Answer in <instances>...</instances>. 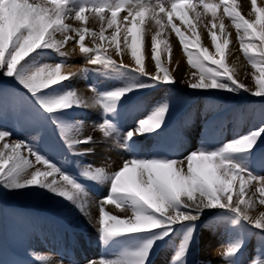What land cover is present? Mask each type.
Wrapping results in <instances>:
<instances>
[{"label": "snow or ice", "instance_id": "1", "mask_svg": "<svg viewBox=\"0 0 264 264\" xmlns=\"http://www.w3.org/2000/svg\"><path fill=\"white\" fill-rule=\"evenodd\" d=\"M220 2L225 13L232 17L240 50L253 69L251 76L255 90L235 79L234 69L225 65L227 38L223 44L216 43V34L210 32L216 53L221 57L218 60L209 54L207 48L198 52L190 50V43L173 23L177 13L184 20L189 10L199 18L201 14L196 9L201 5L215 17L220 4L206 0H0V79H10L23 90H0V189L44 190L53 198L75 206L94 225L105 249L98 259H88L85 264H152L156 250L161 247L160 242H170L177 234L179 244L170 264H188L197 222L205 210L212 209L224 210L220 217L230 223L236 233V238H232L219 253L227 264H241L247 237L252 235L258 240V254L244 264H264V213L257 217L248 213V207L254 205L252 196L256 193L262 197L259 203L264 204V175L253 167L264 145V118L246 133L216 146L201 143L182 155L176 154L174 149L162 147L150 150L145 146L138 150L133 147L138 137L158 141L164 136L172 113L167 98L152 102L142 100L134 109L141 113L135 126L123 133L119 127L124 105L129 99L149 90H167L177 83L172 73L163 67L157 47L162 42L157 37L166 27L175 33L187 65L195 69L190 78L186 74L181 81L187 83L190 90L208 94L248 93L264 98V7H257V0H251L252 11L256 14L253 21L245 19L239 12L230 11L226 0ZM122 11L127 12L123 17L127 22L123 42L135 60L137 67L134 69L102 55L107 51L103 47L105 40L115 44L117 55L122 52L118 41L120 26L114 28L110 37H106L104 27L106 21L107 28L113 29ZM87 12L99 16L101 26L98 32L65 23L71 19L85 22ZM145 19L153 22L156 31L150 46L145 43L142 48L133 28L143 25ZM220 28L223 31L222 20ZM192 31L195 33V27ZM87 35L93 37L94 47L85 45ZM70 41L79 46L87 65L98 67L63 73L62 68L70 67L67 63L70 57L62 49ZM145 49L151 53L155 73L145 69ZM51 52L58 57L54 63L45 60ZM167 54L170 62V45ZM90 71L112 73L121 83L103 90L90 84L93 95L85 98L70 83ZM94 107H98L104 117L103 122L94 127L105 138L122 137V142L116 146L128 154L114 171L87 165L80 173L87 181L107 186V195L95 201L99 210L96 218L88 211L91 197L86 184L52 160L35 139H13V132L3 127L4 114L11 111L19 122L58 133L73 155H85L90 149L77 152L76 148L94 143L93 137L81 138L79 131L84 127L83 121L73 122L66 117L78 109ZM260 163L264 164V156ZM254 182L256 193L248 196V189ZM107 205L122 208L123 215L107 211ZM37 259L40 264H64L62 259L54 260L50 256L40 255ZM0 264L7 262L0 260Z\"/></svg>", "mask_w": 264, "mask_h": 264}, {"label": "rangeland", "instance_id": "2", "mask_svg": "<svg viewBox=\"0 0 264 264\" xmlns=\"http://www.w3.org/2000/svg\"><path fill=\"white\" fill-rule=\"evenodd\" d=\"M206 2L220 4V7L216 9L215 17H213L210 10L205 11L201 5L196 9V11L201 14L199 18H197L195 12L189 10L188 15L184 20H181L179 18L181 14L177 13V15L173 17V23L180 28L185 40L190 43V50L198 52L203 48H207L209 54L213 55L218 60L221 59V57L216 53L210 32L216 34V43L223 44L225 38H227L229 44L227 45L224 55L225 65H227L230 70L234 69L233 75L235 79L255 90V84L251 76L253 69L240 50L237 30L232 24V17L225 13L224 5L221 4L220 0H206ZM226 3L230 11L239 12L245 19L255 20L256 14L252 11L251 0H226ZM257 7H264V5L260 3V0H257ZM85 15L87 16L85 22L71 19L66 20L65 23H69L73 27H87L98 32L101 26L99 16L91 12H87ZM105 15L110 16V13L105 12ZM125 15H127L126 11H122L118 14L117 25H114L113 29H108L107 22H104L106 37H110L114 28L120 26L121 35L118 37V41L122 48L121 54L117 55L115 44H110L108 40H105L103 42V47L106 48L107 51L102 52V55L110 56L118 64L122 61L125 65L134 69L137 67L135 60L131 56L130 49L123 42V35L126 34L124 25L127 23L123 21ZM129 20H131V17H129ZM221 20L224 24L223 31L220 28ZM150 22L151 20L145 19L143 25L138 24L137 27L133 28V34L138 35V43L142 48L145 43L150 46V39L156 31L153 23ZM164 23H167L166 18ZM213 25H215V27H213ZM193 27H195V33L192 31ZM167 28L169 33H172L175 36V33L171 31V28ZM163 30L164 29H161V34H164ZM242 34L243 32L241 30V35ZM59 38L60 36L57 34V39ZM175 38L178 43L177 47L179 48V52L183 55L186 64V72L183 73L182 77L180 76L179 71L174 64H172V60L174 59L173 56L169 62L167 47L165 46V42L168 41V38L166 36L157 37L159 41H162L157 45L162 65L172 73L177 83L167 90H149L141 96H133L125 103L123 109L124 112L119 121V127L121 133H123L127 131L128 128L135 126V120L141 115V113L134 109L142 100L152 102L161 98H167L170 101L172 109L168 128L164 136L158 141H151L138 137L136 145L133 147L137 150L141 146H145L149 150L155 147H162L164 149H174L176 154L182 155L195 147H198L201 143H207L209 146H216L223 141L246 133L250 129L257 127L261 122V119L264 118V98L253 97L248 93L233 95L227 92H213L212 94H208L202 91L190 90L187 83L181 82L185 79L186 74H188L190 78L191 72L195 71V69H192L187 65L186 55L182 52L176 36ZM130 42L131 37H129V43ZM84 43L88 47H94L93 37L87 35ZM96 43H100L98 38L96 39ZM256 43L259 44V41H256ZM233 45L236 46V49L239 51L245 62L244 73H242V71L233 64L232 60H230L231 47ZM62 50L70 57L67 63L73 71H78L83 67H98L87 65L86 57L81 54L79 46L75 41L68 42ZM145 51L147 50L145 49ZM57 59L58 57L54 52H51L48 57H45V60L53 63ZM143 62L147 72H156L150 51H147L146 59ZM131 74L133 73H129V75ZM86 78L85 81L88 83V88L90 84H95L103 90L106 87L119 86L121 83V80L112 73L104 74L101 72L90 71L86 74ZM73 80L71 81L70 86L78 91ZM5 89L8 91H23L14 81H11L10 79H0V90ZM89 109L90 108L78 109L70 116L66 117L73 122L87 121L89 129H92L91 127L93 126L91 133H88L87 131L82 132V129L79 131V136L81 138L92 136L94 140V143L92 144L77 146V152H85L90 149L85 155H73V153L69 151L67 145L60 139L58 133L53 134L46 129H38L34 125L19 122L13 116L11 111L4 114L3 127H6L13 132V139H35L41 150L45 151L52 160L62 164L68 172L78 177L82 183L86 184L89 188V195L91 197L88 211L91 215H95V217L97 215L98 217L99 210L95 201L98 200L100 196L107 195V186L87 181L80 176V173L87 165L103 167L108 172L114 171L128 154L122 148L116 146L118 142H122V137L105 138L103 135L102 137H99L98 134H94L95 130L96 132L99 130L94 127V125L102 123L104 117L102 111L98 107L92 108L93 110L91 112ZM98 147L102 151L99 155L97 154ZM261 149V154H258L254 160L253 167L256 172L264 175V164L260 163L261 157L264 156V145L261 146ZM25 155H27L26 152ZM32 159L34 160V158ZM49 179H52V177H49ZM56 179L59 180V177L57 176ZM252 193H256L255 182L253 186L248 189V196H252ZM248 196L245 197L246 202L248 201ZM261 198L262 197H260L259 193L252 196L254 205L248 207V213L250 216L257 217L261 213H264V204L259 203ZM235 199L236 197L234 195L233 201H235ZM106 210L117 215H123L124 211L122 208L117 209L115 205H107ZM223 211L224 210L222 209L205 210V214L197 222V230L193 247L191 248L188 257V264H227L225 258L219 253L232 238H236V233L233 232L232 225L220 217V213ZM73 214L75 215L73 216ZM65 215H69L73 218L77 217L80 219L81 223L82 220L87 222V217L81 214V212L70 202L63 201L59 198H53L51 194L44 190L8 191L0 189V260L6 261L7 264H40L38 263L39 260L37 257L32 255L35 253L33 245L34 240L32 237L35 232H42L41 236L43 242L41 243L45 244L46 239H48V235L45 233L48 226L44 221L50 222L52 219L56 224V229L64 226L66 230H68L65 234L66 236L64 240L61 239L63 234L60 236L58 235L59 239L53 241L51 249H48L46 246L47 250H50L49 254H51L52 257L59 258L58 246L61 244L65 245L64 247L68 250L74 242H76V238L80 237L82 238V241L83 238L92 239L90 232L87 229V232H85L83 229H74V227L70 226L68 223L69 220ZM37 220H40L42 224L40 231L37 229ZM56 231L59 233V230ZM202 235L204 237L203 240H201ZM72 236L75 237L72 239ZM99 239H96V241ZM179 239L180 237L177 234L170 242L161 241V247L156 250V255L154 257L155 260L152 261V264H157L156 262L159 261V259L160 264H170L175 248L179 244ZM69 240L70 243L63 244V241ZM82 241L79 242V249ZM97 242L94 251L93 247L91 251V247L88 246L87 251L90 250L91 252L87 257L77 256L76 258H71L70 256L67 261L64 258L66 263L85 264V261L88 259L99 258L98 254L103 252L99 250V241ZM76 252L78 253V250ZM257 254V237L254 235L248 236L246 240V248L241 257V264H244V261L253 258Z\"/></svg>", "mask_w": 264, "mask_h": 264}, {"label": "bare ground", "instance_id": "3", "mask_svg": "<svg viewBox=\"0 0 264 264\" xmlns=\"http://www.w3.org/2000/svg\"><path fill=\"white\" fill-rule=\"evenodd\" d=\"M260 3L262 5H264V0H260ZM152 22V21H151ZM150 22V23H151ZM153 23V22H152ZM95 25V24H94ZM150 29V28H149ZM164 29L163 30V33L164 34H161V37L162 36H166L168 38V41L165 42V46L168 48V46L170 45L171 46V49H172V56L174 57V59L172 60V64H174V66L177 68V70L179 71V74L180 76L182 77L183 76V73L186 72V64L184 62V58H183V55L179 52V48L177 47L178 46V43H177V40L175 38V36L172 34V33H169V30L168 28H162ZM152 32V31H151ZM148 38V37H147ZM151 40V39H150ZM230 60H232L233 64L236 65L240 71H242V73H244V66H245V62L243 61L242 59V56L240 55L239 51L236 49V46H232L231 47V55H230ZM69 71H72V72H76V71H73L71 67H64L63 68V73H67ZM180 78V77H179ZM86 75H81L77 78H75L73 81L75 83V86L76 88L78 89V93L82 96H84L85 98H90L93 94L92 92L89 90L88 88V83H86ZM95 108V107H94ZM90 112L93 110L92 108L89 109ZM84 124V127L82 128V132L83 131H87L88 133H91L92 130H93V126L91 127L92 129H89L87 124L88 122H83ZM94 134H98L99 137H102L103 133L100 131V130H96L94 131ZM107 141V140H106ZM102 151L100 150V148L98 147V150H97V154L99 155ZM96 154V153H95ZM69 206V205H68ZM114 208V207H113ZM112 208V209H113ZM115 209V208H114ZM113 209V210H114ZM68 210V208H67ZM65 211V210H63ZM121 213V212H120ZM76 214V213H75ZM73 214V216L75 215ZM71 215V214H70ZM51 216V215H50ZM93 218H96L95 215H91ZM65 217H67V219L69 220V225L74 227V229H80V230H84L85 232L86 229L90 232V235L92 237V239H86V238H83V241H82V238H76V242H74V244L67 250L65 247L61 245H59V250H58V255H59V258L58 257H52L51 254H49V251L50 250H47L46 246L48 247V249H51V247L53 246L52 243L54 240H58L59 239V236L62 235V234H66L68 230L66 229H62L61 228V231L59 233H57V227H56V224L55 222L53 221H50V222H45L44 223L48 226L47 227V231H43L45 233H47L48 235V239H46V243L42 244L41 242H43V238L41 236L42 232L40 233H32L34 234V236L32 237L33 240H34V250H35V254L34 255L35 257L37 256H40V255H43V256H50L52 257L54 260H63L64 261V264H68L66 263L67 259L70 258H76L77 256H83V257H87L90 252L92 251V247H93V251L95 250V246L97 245V241H99V250L101 252H105L104 250V246L100 243V239H99V233L96 231V228L94 227V225L92 223L89 222L88 218H86V221H83L82 220V223L80 222V219L79 218H73V217H70L69 215H65ZM80 217V216H79ZM50 218V217H49ZM85 218V217H84ZM83 219V218H82ZM38 222V226H37V229H39V231L41 230L42 228V224L40 222V220H37ZM54 225H55V228H54ZM36 229V227H35ZM69 233V232H68ZM59 235V236H58ZM69 235V234H68ZM67 235V236H68ZM69 237V236H68ZM75 237V236H74ZM73 236L71 237L72 239L74 238ZM77 237V236H76ZM97 237V238H96ZM203 235L201 237V240H203ZM206 238V237H205ZM61 239L63 240V237H61ZM96 239H99L96 241ZM48 241V242H47ZM82 241L80 243V249H79V242ZM66 242L67 244L70 243V240L69 241H64ZM84 242V243H83ZM64 244V243H63ZM55 246V245H54ZM65 246V245H64ZM69 246V245H67ZM88 246L91 247L89 251L88 250ZM57 247V246H56ZM55 247V248H56ZM78 250V253L76 252ZM57 251V250H56ZM103 253H99L98 257H100ZM214 253V252H213ZM57 255V256H58ZM66 261H65V259ZM83 259V258H82ZM85 259V258H84ZM98 259V258H97ZM155 260V258L153 259ZM69 262V261H68ZM38 263H40L38 261ZM157 264H160V259L159 261L156 262Z\"/></svg>", "mask_w": 264, "mask_h": 264}]
</instances>
